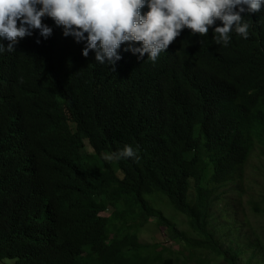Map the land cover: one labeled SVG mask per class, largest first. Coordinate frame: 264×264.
Instances as JSON below:
<instances>
[{"label": "trees", "instance_id": "1", "mask_svg": "<svg viewBox=\"0 0 264 264\" xmlns=\"http://www.w3.org/2000/svg\"><path fill=\"white\" fill-rule=\"evenodd\" d=\"M241 15L247 39L217 44V20L208 34L183 29L156 62L122 43L118 68L83 56L54 21L47 39L33 30L0 53V264L193 261L141 240L153 218L168 240L242 264L212 230L220 188L242 180L256 145L264 157V9ZM125 144L138 159L104 157Z\"/></svg>", "mask_w": 264, "mask_h": 264}, {"label": "clouds", "instance_id": "2", "mask_svg": "<svg viewBox=\"0 0 264 264\" xmlns=\"http://www.w3.org/2000/svg\"><path fill=\"white\" fill-rule=\"evenodd\" d=\"M143 8L146 11L141 12ZM260 9L264 0H0V53L13 52L18 40L32 36L33 30H38L37 43L40 37L47 39L54 21L65 37L83 43V56L91 50L100 64L118 68L125 59L118 49L125 42L124 50L137 59L147 53V59L156 62L185 28L193 35L208 34L219 20L221 24L213 28L217 44H227L232 32L247 39L249 24L241 14ZM3 40L8 41L6 46ZM84 143L87 148L88 139ZM106 154L114 160L138 159L137 149L129 144L114 153L104 152L105 158Z\"/></svg>", "mask_w": 264, "mask_h": 264}, {"label": "rangeland", "instance_id": "3", "mask_svg": "<svg viewBox=\"0 0 264 264\" xmlns=\"http://www.w3.org/2000/svg\"><path fill=\"white\" fill-rule=\"evenodd\" d=\"M86 145L90 151L89 144ZM106 157L110 161L114 160L112 156L109 158V154H106ZM220 191L224 197L215 214L213 232L224 247L232 246L244 251L242 264H264V157L260 145H256L245 165L242 180L236 179L233 183L222 186ZM157 206L190 240L199 238L189 227L188 220L176 213L167 202L162 201ZM109 211L112 213L113 208ZM140 238L145 243L159 242L169 246L171 253L168 250L166 254L173 256L180 263L193 258V261L187 264H197L199 258H215L201 250L193 251L190 244H178L174 240H168L157 227L154 218L142 231ZM258 241L262 242L259 248L254 245ZM215 261L221 264L220 259L215 258Z\"/></svg>", "mask_w": 264, "mask_h": 264}]
</instances>
